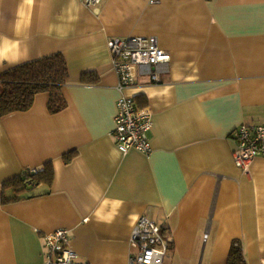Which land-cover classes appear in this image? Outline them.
Wrapping results in <instances>:
<instances>
[{
    "label": "crops",
    "instance_id": "obj_1",
    "mask_svg": "<svg viewBox=\"0 0 264 264\" xmlns=\"http://www.w3.org/2000/svg\"><path fill=\"white\" fill-rule=\"evenodd\" d=\"M0 0V74L61 53L65 109L48 94L0 116V264H45L44 234L66 228L76 264H128L145 215L170 247L162 264H264V153L243 173L233 131L264 124V0ZM151 35L169 55L160 81L127 88L152 114V152L111 135L117 75L110 37ZM96 76L95 81H93ZM74 152L65 160L64 156ZM53 180L9 200L3 184L46 162ZM206 236V237H205Z\"/></svg>",
    "mask_w": 264,
    "mask_h": 264
},
{
    "label": "built area",
    "instance_id": "obj_2",
    "mask_svg": "<svg viewBox=\"0 0 264 264\" xmlns=\"http://www.w3.org/2000/svg\"><path fill=\"white\" fill-rule=\"evenodd\" d=\"M81 2L85 7L97 11L103 0ZM106 44L112 69L117 75L115 87L118 92L111 135L117 148L124 154L130 149L150 154L151 111L146 106H137L132 97L125 95V91L137 84L139 75H146L153 83L160 81L159 67L169 61V55L161 48L157 37L151 35L110 37ZM232 138L235 165L243 173H248L255 157L264 153V124H242L233 131ZM28 170L35 173L37 168ZM70 241L66 228L44 234L45 264H76L77 254L71 248ZM129 243L136 253L130 257L128 264H162L171 244L162 227L145 215L133 227ZM234 245L239 244L234 242Z\"/></svg>",
    "mask_w": 264,
    "mask_h": 264
},
{
    "label": "trees",
    "instance_id": "obj_3",
    "mask_svg": "<svg viewBox=\"0 0 264 264\" xmlns=\"http://www.w3.org/2000/svg\"><path fill=\"white\" fill-rule=\"evenodd\" d=\"M68 68L61 53L34 59L0 74V116L28 110L38 93L48 94L47 110L55 114L65 109L67 102L63 96L62 88L68 80ZM94 76L93 81H95ZM66 154L65 160L74 154ZM52 163L46 162L35 173L28 169L13 179L6 181L3 187L11 188L15 194L9 200H17L30 195L27 192L34 190L41 183L50 184L53 180ZM244 259L239 245L230 250L229 264H243Z\"/></svg>",
    "mask_w": 264,
    "mask_h": 264
},
{
    "label": "bare ground",
    "instance_id": "obj_4",
    "mask_svg": "<svg viewBox=\"0 0 264 264\" xmlns=\"http://www.w3.org/2000/svg\"><path fill=\"white\" fill-rule=\"evenodd\" d=\"M100 9H101V8H100V7H98V10H97L96 12H97V13H100V12H99V10H100Z\"/></svg>",
    "mask_w": 264,
    "mask_h": 264
}]
</instances>
